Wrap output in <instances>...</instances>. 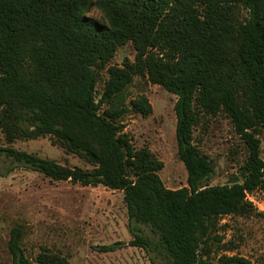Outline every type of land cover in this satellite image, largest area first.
<instances>
[{
	"label": "trees",
	"instance_id": "1",
	"mask_svg": "<svg viewBox=\"0 0 264 264\" xmlns=\"http://www.w3.org/2000/svg\"><path fill=\"white\" fill-rule=\"evenodd\" d=\"M94 9L103 21L89 16ZM129 42L135 60L108 68L99 98L101 73ZM135 77L177 97V153L187 187L168 189L159 176L164 163L149 148L134 147L118 122L126 109L103 110L115 106ZM128 109L153 112L145 96ZM220 114L249 156L242 183L206 186L213 169L193 133L201 115ZM262 128L264 0H0V129L9 142L50 137L92 169L12 147L3 153L54 181L122 191L130 223L156 234L171 264H252L228 255L230 249L221 250L216 262L210 256L220 220L248 215L253 204L247 194L264 195ZM22 237L19 227L12 229L11 264H70L49 251L31 261ZM149 245L139 235L130 243Z\"/></svg>",
	"mask_w": 264,
	"mask_h": 264
},
{
	"label": "rangeland",
	"instance_id": "2",
	"mask_svg": "<svg viewBox=\"0 0 264 264\" xmlns=\"http://www.w3.org/2000/svg\"><path fill=\"white\" fill-rule=\"evenodd\" d=\"M89 16L104 20L97 9ZM135 56L131 42L118 49L101 73L97 86L99 98L109 77L108 68L122 66L126 60L133 62ZM141 96L147 97L152 105L153 112L149 116L128 109L130 101ZM176 102L177 97L162 86L135 77L114 107L103 105L105 111L126 109L118 116V122L136 149L147 147L164 163L159 176L165 186L173 190L188 185L187 170L177 153ZM193 136L194 144L209 158L213 169L203 185L242 183V167L249 150L225 114L201 115ZM258 138L264 159V128L260 129ZM6 147L72 168L92 169L90 163L78 155L53 145L50 137L9 142L0 129V264L12 263L9 241L16 227L22 230V247L31 261L49 251L67 258L70 264H171L159 237L144 225L130 223L122 191L54 181L15 163L3 153ZM249 196L255 203L251 202V213L220 220L216 237L212 239V261L216 262L224 249H230L226 252L228 255H237L252 264H264V195L257 191ZM135 235L149 241L150 245L130 246ZM117 244L120 245L115 251L102 250Z\"/></svg>",
	"mask_w": 264,
	"mask_h": 264
},
{
	"label": "built area",
	"instance_id": "3",
	"mask_svg": "<svg viewBox=\"0 0 264 264\" xmlns=\"http://www.w3.org/2000/svg\"><path fill=\"white\" fill-rule=\"evenodd\" d=\"M247 199H248L250 202H252L253 204H255L254 201H253L252 199H250L249 194H247Z\"/></svg>",
	"mask_w": 264,
	"mask_h": 264
}]
</instances>
